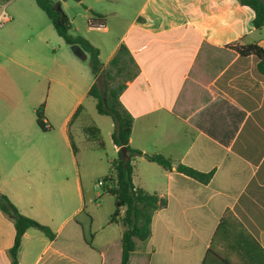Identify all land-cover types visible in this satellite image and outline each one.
<instances>
[{"label":"crops","instance_id":"crops-1","mask_svg":"<svg viewBox=\"0 0 264 264\" xmlns=\"http://www.w3.org/2000/svg\"><path fill=\"white\" fill-rule=\"evenodd\" d=\"M55 1L71 29L99 49L100 60L107 46L104 66L120 45L129 49L138 72L119 97L133 119L129 144L173 163L165 169L143 156L135 161L134 184L160 201L150 236L137 241L128 264H202L209 250L246 264L241 234L216 238L226 214L264 250V76L255 54L230 46L264 49L254 11L239 0H74L84 11L73 14L67 0ZM25 12L11 16L5 36L15 39L28 23L26 46L0 51V192L54 237L28 228L18 264H120L123 227L110 220L114 196L84 182L77 160L86 171L107 166L100 174L108 175L119 150L113 121L96 112L86 123L91 135L79 140L81 147L75 143L70 128L75 121L85 127L84 103L93 100L88 90L96 77L61 37L57 47L50 43L48 17L37 14L34 21ZM90 18L104 29L91 28ZM40 81L49 82L44 95ZM41 104L46 131L36 123ZM107 143L110 157L100 152L106 154ZM178 164L211 178L203 184L177 171ZM14 236L13 219L0 209V264H11Z\"/></svg>","mask_w":264,"mask_h":264},{"label":"trees","instance_id":"trees-1","mask_svg":"<svg viewBox=\"0 0 264 264\" xmlns=\"http://www.w3.org/2000/svg\"><path fill=\"white\" fill-rule=\"evenodd\" d=\"M35 2L48 17L57 35L67 45H78L88 54L92 74L96 77V81L88 90V96L95 100V108L98 114L108 115L112 118L114 124L111 135L112 141L119 150L117 156L110 162L108 175L103 177L105 183L102 187L104 192L114 196L115 210L110 220L121 222L123 233L121 236L120 264H128L130 254L136 249L137 241L146 240L150 236L152 215L158 208L160 201L155 193H149L134 184L132 177L135 161L138 157L143 156L148 161L155 162L165 169H170L173 166L172 160L160 154H144L129 144L133 119L119 99L127 82L132 80L138 72L129 49L125 45H120L112 59L104 66L99 57V49L84 36L71 33L70 20L62 9H55V0H35ZM239 2L254 11L252 25L256 31H260L264 26V0H239ZM91 20L92 18L88 19V24ZM230 46L240 55L255 54L259 59L257 70L264 76V49L255 44L243 46L232 44ZM99 77L102 78L101 85L98 82ZM81 109V107L78 108L74 117ZM35 114L38 127L46 131L48 128L46 127L43 104L37 107ZM72 147L75 149L73 143ZM122 147L125 148V154L121 151ZM176 169L203 184L208 183L211 178V173H202L183 164H178ZM0 209L14 221V242L9 250L11 264H18L20 242L22 235L28 228L39 229L50 239L54 237L50 228L21 214L2 192H0ZM228 234L242 235L243 239L241 238V246L238 249L242 257L245 260L248 259L246 264H264V250L252 240L251 236L231 214L223 216L216 230V238L220 235L228 236ZM225 238L228 239V237ZM248 242H251L250 249H248ZM256 251L260 252V255H255ZM202 264L232 263L219 253L209 250Z\"/></svg>","mask_w":264,"mask_h":264},{"label":"rangeland","instance_id":"rangeland-1","mask_svg":"<svg viewBox=\"0 0 264 264\" xmlns=\"http://www.w3.org/2000/svg\"><path fill=\"white\" fill-rule=\"evenodd\" d=\"M67 2L71 6V8L68 10L70 13L75 14L78 11H80V12L84 11L83 7L78 6V4L74 0H67ZM0 3L5 5V9L10 16H13L15 12H18V11L20 12V10H26L25 13H30L31 14L30 17H33L34 21L37 20V14H41L45 18V20H47V16L45 15V13H43V11H41V9H39L35 0H1ZM10 22L5 24L3 27L0 28V51H2V52L4 51V52H8V53L9 52L11 53L12 50L26 46V40L28 39L27 37H28V35H30L29 24L28 23L25 24L22 22V24L18 28L19 34L16 35L15 39L11 40V38H7L5 36V32L7 30V27H9L12 24V21H10ZM83 22H84V25L87 26L86 21L83 20ZM47 24H48V27L50 30V35H47V38L51 44H54L56 46L57 44H55V43L60 37L56 34L53 26L51 25V22L47 21ZM70 31L72 34H74V33L76 34V32L74 30L71 29ZM94 34L97 37H99L100 33L98 31H94ZM107 42L109 43L110 41H107ZM68 46L70 48V45H68ZM104 48L107 49V46L102 47V49H103V50H101L102 51L101 52L102 53V59H101L102 61L104 60V54H105ZM79 60H80L79 61L80 64H82L84 66L85 70L87 71V74H89L91 76L92 71H91V68L89 65V57H87L84 60H82V59H79ZM3 62H5V61H3ZM118 81H120V80L118 79ZM40 82H41V84L39 86H41V92L44 95V93H45V91L49 85V82L48 81H46V82L40 81ZM99 83H100V85L102 84V78H100ZM94 101H95L94 99L93 100L87 99L84 103L86 118L82 121V123H84L83 126H85V127L82 128L80 123H78L80 121H75L71 125V128H70L71 133L75 139V143L79 147H81V145H82V142L79 140L83 139V138L87 139L91 135V133H87V130H88V128H87L88 124H86L87 121L88 120L93 121V119L98 118V117H96L97 111L95 110V104H94L95 102ZM103 117L106 118V120L108 121V124H109L110 120L112 118L110 116H103ZM109 146L110 145L107 143L106 154H105V151H103V150L100 151L101 154H104L105 156H109V157L111 155H113L114 153ZM77 160H78V163L80 164V171L82 173L83 181L86 182L87 184L91 183V181L96 183L100 178H102L100 173H103V172L106 173L107 172V170H106L107 166H104V165H103L104 170H101L98 168H97V170H93V169L89 168L86 171L84 168V164L81 163L82 162L81 156L80 157L78 156ZM84 175L86 177H84ZM98 187L99 188H97V189H99L101 191L103 190L102 186H98ZM56 198H59V196H56Z\"/></svg>","mask_w":264,"mask_h":264},{"label":"built area","instance_id":"built-area-1","mask_svg":"<svg viewBox=\"0 0 264 264\" xmlns=\"http://www.w3.org/2000/svg\"><path fill=\"white\" fill-rule=\"evenodd\" d=\"M11 16L7 13L5 5L0 3V28L11 21ZM89 26L93 29L102 30L105 27V23L98 19H92ZM105 183L104 178H100L97 182V186H103Z\"/></svg>","mask_w":264,"mask_h":264},{"label":"water","instance_id":"water-1","mask_svg":"<svg viewBox=\"0 0 264 264\" xmlns=\"http://www.w3.org/2000/svg\"><path fill=\"white\" fill-rule=\"evenodd\" d=\"M54 7L57 10H61L60 3L57 1L55 2ZM70 49L72 50L74 55H76L78 58H80L82 60L86 59V52L80 46L74 44V45L70 46ZM121 151L123 154H125V148L124 147L121 148Z\"/></svg>","mask_w":264,"mask_h":264}]
</instances>
